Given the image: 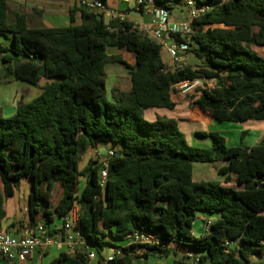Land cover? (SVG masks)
<instances>
[{
    "label": "trees",
    "instance_id": "obj_1",
    "mask_svg": "<svg viewBox=\"0 0 264 264\" xmlns=\"http://www.w3.org/2000/svg\"><path fill=\"white\" fill-rule=\"evenodd\" d=\"M179 1L155 3L172 14ZM195 1L210 8L191 21L188 53L200 65L172 70L161 45L127 20L106 22L103 14L82 9L80 26L32 29L22 16L10 23L8 1L0 0V38L11 40L10 47L0 40V79L34 87L47 80L35 99L18 102L12 117L0 108V231L7 200L30 179V227L40 214L52 221L53 208L63 219L79 205V232L98 253L108 238L123 241L147 230L165 244L146 247L147 261L174 255L172 264H264L253 262L264 258V137L251 147H229L220 132H196L211 139L210 148H201L189 144L175 119L145 117L150 109L174 110L177 85L201 81L194 105L215 122L264 121V55L256 51L264 47V0ZM109 48L132 53L135 65L110 55ZM111 64L123 65L132 83L129 91L113 89V101L106 91L105 67ZM101 146L115 151L103 188L102 162L90 160L80 169L82 153ZM217 162L224 164L217 171L223 182L194 181L195 163ZM232 182L239 188L225 186ZM58 185L63 194L54 206ZM203 212L215 220L196 235ZM177 249L196 252V263L180 258ZM123 252L107 264H135L132 247ZM4 260L9 261L0 258V264ZM55 263L104 260L78 251L61 253Z\"/></svg>",
    "mask_w": 264,
    "mask_h": 264
},
{
    "label": "crops",
    "instance_id": "obj_2",
    "mask_svg": "<svg viewBox=\"0 0 264 264\" xmlns=\"http://www.w3.org/2000/svg\"><path fill=\"white\" fill-rule=\"evenodd\" d=\"M8 1V19L9 22L12 24H15L17 22V18L19 16H22L26 19L27 25L29 28L32 29H40V28H47V29H59V28H67L70 26H80L84 22V14L83 11L78 5L74 2V0H7ZM107 6L116 11L121 12L126 15L127 21L131 22L132 24H148L152 21L153 17L150 14H145L144 12H141L137 10V0H108ZM106 19V22H108L109 18H107L104 15V20ZM148 20V21H147ZM171 21H174L171 18ZM177 23V22H176ZM124 51V50H123ZM257 52H260L264 55V47L256 48ZM127 52V51H126ZM164 55L162 54L163 61L169 65V67L173 70L172 60L169 56V54L164 51ZM128 58L133 59L134 63L128 62L131 66L135 65V58L132 53L127 52ZM1 63V62H0ZM182 66H198L200 65V61L197 57H195L193 54L186 53L182 54ZM0 69L3 70V65L0 64ZM0 70V71H2ZM128 76L127 77H120L119 78V84L117 85L118 88H121L122 91H129L132 87L131 83V77L129 74V71H127ZM12 84H22L24 85L23 88H29L27 87L28 84L22 81H18L15 79H11ZM47 83V80H42L39 84V87L44 86ZM31 86V85H29ZM22 87V86H21ZM32 87V86H31ZM34 87V86H33ZM30 89V88H29ZM189 95V94H187ZM185 95L184 92L178 94H173L172 99L177 104V107L174 110H168V109H150L145 111V114L148 115L149 120L154 121L156 120L157 116L166 117L169 119H175L178 121L181 129L183 130L182 125V119L183 118H190V114L188 111H185V115L179 116L177 113L178 110H188L189 105L191 106V103H189V99ZM24 96H18L15 103L10 104L9 106L5 105L4 103L0 104V107L3 110V114L6 116L7 113H11L10 116L6 117H12L16 112L17 104L20 100L23 99ZM195 97V99H197ZM5 108V109H4ZM199 118L201 119L199 122H197V125H201V123H211L215 122L208 114L202 112L199 108ZM251 124L248 128L250 129H244L248 134L252 137V145H249V147L259 144L263 137H264V121H249ZM248 123V122H246ZM253 128V129H252ZM188 130H190L188 128ZM192 132V136H193ZM222 134V133H221ZM237 146V145H236ZM103 149L108 150V146H101L99 148H91L88 147L85 151L88 155V162L90 160H93V157L96 154H99L100 156L104 157ZM88 163H86L85 166H83V169L87 166ZM82 169V170H83ZM86 179L81 181L82 188L85 187ZM32 182L30 179H23L19 185V187L16 189L15 194L13 197L9 198L6 202L5 206V218L2 221V230L3 232H6L10 234L12 237H19L22 235L24 226L29 223V213H28V201H29V193L31 191ZM58 188V187H57ZM62 188L61 193H59V196L57 200L54 201V206L58 203L60 198L62 197ZM56 193L57 189H56ZM53 212L52 221H48L45 215L40 214L38 216V222L34 227H31V229L36 233L39 234V231L37 230L39 225L46 226L52 233V235L56 237L63 236V219H59L56 217L54 208L51 209ZM202 214V213H201ZM206 219L215 220L214 215H207V216H199L198 215V224L199 227L197 228V232H200V235H204V223ZM202 225V226H201ZM204 230V231H203ZM196 233V235H198ZM111 246V245H109ZM66 248L62 251L59 250L57 247H49L48 249L42 250L38 249L36 250L32 257L29 258L27 261H3L1 264H58L55 263L56 259L59 257L61 253L66 254H75V253H69V251H65ZM186 249H180L179 252H184ZM192 255L196 256L197 253L192 251ZM104 258L101 257L99 260H106L107 258L111 257L112 254L108 252L103 253ZM194 258V257H193ZM96 258L94 259V261ZM151 260V259H150ZM147 261L146 259H143L142 261L136 260L134 261L135 264H154L151 261ZM93 264V263H92Z\"/></svg>",
    "mask_w": 264,
    "mask_h": 264
},
{
    "label": "built area",
    "instance_id": "obj_3",
    "mask_svg": "<svg viewBox=\"0 0 264 264\" xmlns=\"http://www.w3.org/2000/svg\"><path fill=\"white\" fill-rule=\"evenodd\" d=\"M74 2L81 9L88 12H94L96 14H103L107 18H118L121 21H125L126 15L121 12H116L105 5L101 0H74ZM187 7L190 13V22L188 23H176L171 21V14L156 6L155 0H137V10L144 12L145 14L152 15L153 19L148 24L137 23L134 25L135 30L142 36L157 42L161 45L162 50L166 51L173 65V70H178L182 66V54L188 53L191 49L190 36L192 34L191 21L198 18L201 14L207 12L210 8L205 6H198L195 0H187ZM180 35L185 38L184 42H176L171 36ZM196 85L201 81L193 82ZM203 83V82H202ZM214 86L215 83L211 82ZM191 82H184L177 87L186 88ZM204 88V87H203ZM115 156V151L111 148L106 150L104 160L101 164L99 171V183L103 188L108 178V169L110 160ZM81 219V207L75 206L70 214L63 218V231L64 234L61 237L52 235V232L44 225H39L37 230L39 234H36L27 223L22 235L15 238L10 234L0 231V258L9 261H27L32 257L33 253L38 249H48L49 247H57L59 250L66 248L69 253H76L78 251H85L89 260H94L97 256L93 249L89 246L86 239L79 232V224ZM210 222L205 227V231L208 232ZM129 244L124 247H132L133 256L136 260L142 261L144 254L147 252L146 247H164L165 244L158 240L153 234L147 230H138L126 237ZM124 248H117L115 256H123ZM65 250V251H66ZM114 255L104 260V264L113 260Z\"/></svg>",
    "mask_w": 264,
    "mask_h": 264
},
{
    "label": "rangeland",
    "instance_id": "obj_4",
    "mask_svg": "<svg viewBox=\"0 0 264 264\" xmlns=\"http://www.w3.org/2000/svg\"><path fill=\"white\" fill-rule=\"evenodd\" d=\"M171 18L176 21L177 23H188L190 22V13L186 4L185 0L179 1L174 10L172 11ZM148 21V20H147ZM0 40L7 46H11V40H6L5 38H0ZM108 53L110 55H118L122 57L127 63H134L133 59L128 58L127 52L124 50H118L116 48H109ZM164 50L162 51V54L164 55ZM2 64V63H0ZM129 64V63H128ZM2 70V69H0ZM127 69L121 65V64H111L107 65L105 67V72H106V91H107V98L110 101H113L112 97V91L113 89H120L118 88L117 85L119 84V78L120 77H127ZM26 84V83H25ZM208 86L213 85L211 82L207 83ZM22 86V87H21ZM24 85L22 84H17L13 83L10 81H4L0 79V104L4 103L5 105L9 106L10 104L15 103L17 97L19 96H24V101L29 102L33 99H35L39 94H40V89L39 87H31L28 86L29 88H23ZM204 84L201 82L199 84L192 83L186 88H181V87H176L175 93H182L184 92L185 95H187L189 99V103H191V106L189 105L188 110H178L177 113L179 116L185 115V111H188L190 114V118H183L182 125H183V132L185 133L187 140L190 145L196 146V147H201V148H210L211 146V139L209 138H204L201 136L196 135V132H204V133H210V132H220L222 133L226 139H227V145L229 147L231 146H236L243 144L245 146L252 145V137L249 134H254V133H247L245 137H242V132L244 129H250L248 128L249 125L251 124L250 122L246 123H229V122H211V123H201V125H197V122H199L201 119L199 118V110L198 108L194 105V101L196 100L195 97L198 96L197 89L198 88H203ZM1 108V107H0ZM5 109V108H4ZM3 111V110H2ZM11 113H7L6 116H10ZM5 116V115H4ZM5 116V117H6ZM145 117L147 120H149L148 115L145 114ZM151 121V120H149ZM188 128L190 130H188ZM253 129V128H252ZM192 132L194 133L192 136ZM93 160H96L97 162H103L104 157L100 156L99 154H96L93 157ZM88 163V155L86 151H84L81 155V164H80V169H83V166ZM224 166L223 163L217 162V163H195L193 167V178L194 181L200 182H223V177L218 175V169L220 167ZM81 181L84 180L85 178L83 176L80 177ZM225 186H232L235 188H239V186L235 183H230V184H225ZM57 192L55 196V200H57L59 193H61V187L58 185L57 186ZM63 194V192H62ZM61 194V195H62ZM209 215L208 213L203 212L202 214L200 213L199 216H207ZM213 220L210 221V219H206L204 223V230L205 227L207 226L208 222H213ZM202 226V225H201ZM199 227L198 221L195 224L194 231L197 232V228ZM203 230V231H204ZM197 234L200 235V232H197ZM107 244L103 247V250L98 253L95 248H92L93 251L95 252L97 259H100L101 257L104 258L103 253L108 252L112 255L115 254L117 248H124L129 244V241L127 239L123 241H113L110 238L107 239ZM111 245V246H109ZM178 250V249H177ZM179 251V250H178ZM180 258L185 259L191 263V258L195 257L192 255V251L190 250H185L184 252H177ZM151 262L154 264H172L173 261L176 259L174 255L168 258H150ZM253 262L256 263H264V258L263 259H253Z\"/></svg>",
    "mask_w": 264,
    "mask_h": 264
},
{
    "label": "water",
    "instance_id": "obj_5",
    "mask_svg": "<svg viewBox=\"0 0 264 264\" xmlns=\"http://www.w3.org/2000/svg\"><path fill=\"white\" fill-rule=\"evenodd\" d=\"M98 18H99L100 20L102 19L101 16H99ZM39 63H41V60L39 61ZM103 153H104V155H105V153H106V150H105V149H103ZM119 155H120V154H118V156H119ZM31 182H32V187H34V186H35L34 181L31 180ZM196 261H197L196 258H193V262L196 263Z\"/></svg>",
    "mask_w": 264,
    "mask_h": 264
}]
</instances>
